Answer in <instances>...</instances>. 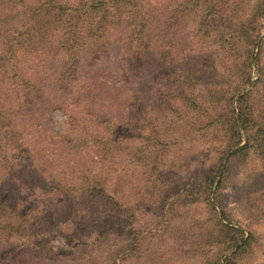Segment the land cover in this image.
Masks as SVG:
<instances>
[{
	"label": "trees",
	"instance_id": "1",
	"mask_svg": "<svg viewBox=\"0 0 264 264\" xmlns=\"http://www.w3.org/2000/svg\"><path fill=\"white\" fill-rule=\"evenodd\" d=\"M263 30L264 0H0V264L47 259L54 239L82 256L116 225L125 244L110 264H128L152 176L171 145L199 139L212 165L177 193L210 214L193 252L241 264L256 237L227 213L223 187L257 157L236 191L240 213L261 219ZM54 112L67 130L50 127Z\"/></svg>",
	"mask_w": 264,
	"mask_h": 264
},
{
	"label": "rangeland",
	"instance_id": "2",
	"mask_svg": "<svg viewBox=\"0 0 264 264\" xmlns=\"http://www.w3.org/2000/svg\"><path fill=\"white\" fill-rule=\"evenodd\" d=\"M258 75V71H256V79ZM263 89L264 87L261 85L258 86L257 90L261 92ZM164 101L166 104L162 109L165 106L173 105V103L167 102V99ZM174 103L175 106H182L179 101H175ZM50 120V127L60 131L68 129V119L61 112H54L50 115ZM153 120H173L177 122V119ZM181 120L191 121L194 119ZM208 144H210V141L204 139L192 140L189 143H182L180 145L173 144L167 155H164V157H167L166 166L161 167L155 172V177L152 176L154 184L149 185L153 191L152 200L154 204L151 207V211L148 214L142 215L136 225L141 226L144 234L142 238L143 246L141 247V251L138 252L139 256H134L131 261H128V264L201 263L203 256L201 259L198 254L193 252L194 246L192 242L194 239L201 240L205 237L206 233L204 229L209 227V224L206 223L210 214L201 196H193V199H191L190 197H178L177 193L180 187L192 186L194 180L199 179L201 172L212 165L213 153L208 149ZM173 163H175L174 166ZM261 169V161L253 156L247 163L234 169V177L229 179L223 187L224 197L222 205L225 207L227 213L234 217V222L240 223L247 232L252 231L256 237L253 242V249L241 258V264H264V213L259 221L243 216L237 204L236 191V188H239L242 184H247L248 172H260ZM136 182L138 183L139 181L133 178L132 183L137 184ZM191 190H194V188ZM259 192V195H261L259 204L262 209L261 211L264 212V183ZM167 196H171V199L167 200L168 202L165 201L166 198L164 199ZM171 203L173 204L170 205ZM113 217L114 220H117L115 215ZM191 217L193 218L191 219ZM114 232L105 236L97 245L86 250L84 249L85 253L82 256V252L75 253L73 256H64V252L60 250L66 247L64 241L62 239H54L55 253L48 255L47 259L43 257L34 258V255L25 252L23 253L24 256L22 257V254L21 258H19L18 264H28V262L30 264L33 262L34 264H110V255H115L125 244V233L123 230L116 225ZM96 237V235L92 236L95 240Z\"/></svg>",
	"mask_w": 264,
	"mask_h": 264
}]
</instances>
